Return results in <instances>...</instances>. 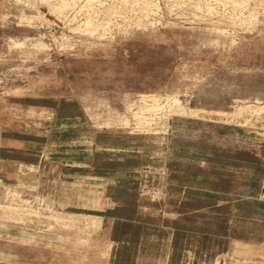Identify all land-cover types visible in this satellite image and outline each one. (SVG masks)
<instances>
[{
  "label": "rangeland",
  "instance_id": "rangeland-1",
  "mask_svg": "<svg viewBox=\"0 0 264 264\" xmlns=\"http://www.w3.org/2000/svg\"><path fill=\"white\" fill-rule=\"evenodd\" d=\"M225 2L0 0V263L264 264V0Z\"/></svg>",
  "mask_w": 264,
  "mask_h": 264
},
{
  "label": "bare ground",
  "instance_id": "bare-ground-1",
  "mask_svg": "<svg viewBox=\"0 0 264 264\" xmlns=\"http://www.w3.org/2000/svg\"><path fill=\"white\" fill-rule=\"evenodd\" d=\"M222 1H226V0H221V2ZM227 1H229V0H227ZM226 3V2H225ZM232 3V2H231ZM238 3V2H237ZM240 3V2H239ZM55 6V5H54ZM56 6H58V5H56ZM67 6V0H61V3H60V6H58L60 9H62V8H64V7H66ZM56 10L58 9V8H56V7H54ZM53 8V9H54ZM64 14V13H63ZM179 105V104H178ZM176 108H178L180 111H185L181 106H177ZM246 108H248V109H251V110H253L254 112H262V111H264V106H261V105H251V104H248V105H243V106H241L240 107V112L243 110V109H246ZM238 110V111H239ZM237 111V112H238ZM192 112H195V111H192ZM236 112V113H237ZM8 206V205H7Z\"/></svg>",
  "mask_w": 264,
  "mask_h": 264
},
{
  "label": "crops",
  "instance_id": "crops-1",
  "mask_svg": "<svg viewBox=\"0 0 264 264\" xmlns=\"http://www.w3.org/2000/svg\"><path fill=\"white\" fill-rule=\"evenodd\" d=\"M263 162H264V157H263ZM250 199V198H249ZM259 200H263L264 201V163H263V170L261 173V180H260V185H259ZM169 262H165V264H168ZM0 264H4V263H0ZM113 264V263H110Z\"/></svg>",
  "mask_w": 264,
  "mask_h": 264
}]
</instances>
